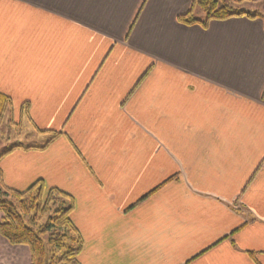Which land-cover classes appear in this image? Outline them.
Wrapping results in <instances>:
<instances>
[{"label":"crops","instance_id":"obj_1","mask_svg":"<svg viewBox=\"0 0 264 264\" xmlns=\"http://www.w3.org/2000/svg\"><path fill=\"white\" fill-rule=\"evenodd\" d=\"M191 6L0 0V93L59 133L2 182L72 197L79 264H264V23ZM0 264L29 251L0 236Z\"/></svg>","mask_w":264,"mask_h":264},{"label":"trees","instance_id":"obj_2","mask_svg":"<svg viewBox=\"0 0 264 264\" xmlns=\"http://www.w3.org/2000/svg\"><path fill=\"white\" fill-rule=\"evenodd\" d=\"M243 3L245 0H192L191 9L180 16L178 22L206 27L210 21L234 17L257 19L256 13L240 8ZM196 7L204 14V19L194 16ZM22 108L27 109V104ZM8 110L13 111L12 103L0 93V123ZM33 128L38 135L49 134L50 138L41 146L27 149H45L59 136L58 132ZM11 150L2 152L0 159ZM72 211L73 199L69 194L56 188L47 189L41 180L23 192L11 190L3 185L0 171V236L11 246L26 247L29 264H79L77 257L82 241L71 224Z\"/></svg>","mask_w":264,"mask_h":264},{"label":"rangeland","instance_id":"obj_3","mask_svg":"<svg viewBox=\"0 0 264 264\" xmlns=\"http://www.w3.org/2000/svg\"><path fill=\"white\" fill-rule=\"evenodd\" d=\"M240 8L254 12L258 19H261L264 23V2H258L256 4L243 3L239 5ZM194 16L198 19H204V14L200 11L198 7L194 10ZM13 110V107H12ZM16 115V114H15ZM13 111H7L1 119L0 123V154L8 149L11 151L22 149L29 150L27 147L43 145L46 143L50 135L41 134L38 135L34 128L31 126L30 122L26 120V117L15 116ZM18 145V146H17ZM17 146L15 148H12ZM2 180V173H1ZM4 185V184H3Z\"/></svg>","mask_w":264,"mask_h":264}]
</instances>
